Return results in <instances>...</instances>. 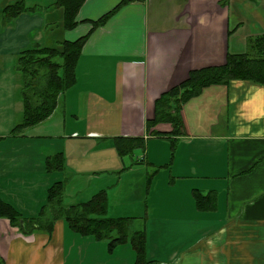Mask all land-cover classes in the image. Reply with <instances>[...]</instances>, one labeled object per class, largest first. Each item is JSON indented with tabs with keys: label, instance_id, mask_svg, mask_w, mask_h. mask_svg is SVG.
Listing matches in <instances>:
<instances>
[{
	"label": "crops",
	"instance_id": "obj_1",
	"mask_svg": "<svg viewBox=\"0 0 264 264\" xmlns=\"http://www.w3.org/2000/svg\"><path fill=\"white\" fill-rule=\"evenodd\" d=\"M24 1L30 10L8 25L0 20V200L29 219L55 182L66 181V205L120 187L121 201L108 199L107 216L131 218V230L144 232L150 264H264V87L234 81L203 89L183 105V134L172 142L167 124L145 129L155 100L189 72L223 65L264 35V0H143L96 29L91 22L121 0H86L70 30L61 28L57 0ZM87 34L76 83L51 117L11 135L23 111L20 52ZM118 137L143 138L142 158L114 167ZM56 153L65 166L48 172L46 158ZM0 260L134 264L135 253L129 245L109 252L105 241L75 234L63 220L50 235H24L0 218Z\"/></svg>",
	"mask_w": 264,
	"mask_h": 264
},
{
	"label": "trees",
	"instance_id": "obj_2",
	"mask_svg": "<svg viewBox=\"0 0 264 264\" xmlns=\"http://www.w3.org/2000/svg\"><path fill=\"white\" fill-rule=\"evenodd\" d=\"M86 0H57L55 6L62 9L61 28L73 29L76 15ZM143 0H121L120 3L98 20L92 21V29L104 25L120 7ZM24 0H2L0 20L8 25L24 11ZM91 32V31H90ZM90 34V33H89ZM89 34L75 41H61L54 46L35 45L20 52L15 69L22 77L19 96L23 111L21 121L16 124L11 135H20L24 129L34 127L51 117L57 108L60 97L76 83V64ZM234 81H247L264 87V35L250 40L242 54H228L225 63L220 66L204 67L189 72L186 80L162 94L154 102V116L145 123L147 131L158 124H167L171 131L167 139L171 142L183 134L181 109L190 99L201 94L202 90L214 85H229ZM151 134L162 136L156 131ZM166 137V136H164ZM113 143L119 156H125L136 149L144 148L141 137L114 138ZM65 166L62 153L46 158L45 169L48 172L61 171ZM66 181H58L47 190V199L35 218L24 219L10 204L0 200V218L24 235L42 231L52 233L57 220H63L66 226L82 237H92L96 241H105L107 250L112 252L116 246L127 243L135 253L134 264H150L146 255V239L143 231L130 228L131 218L108 217V195L101 190L89 199L74 204L64 203ZM210 195L201 196L207 200ZM198 201L199 199L196 198ZM0 264H4L0 260Z\"/></svg>",
	"mask_w": 264,
	"mask_h": 264
},
{
	"label": "rangeland",
	"instance_id": "obj_3",
	"mask_svg": "<svg viewBox=\"0 0 264 264\" xmlns=\"http://www.w3.org/2000/svg\"><path fill=\"white\" fill-rule=\"evenodd\" d=\"M10 1H13V0H10ZM30 2V1H29ZM28 2V3H29ZM2 4V0H0V5ZM60 32H61V30H58V35L60 34ZM55 35L57 36V32L55 31ZM8 72V71H7ZM19 121H21V118H20V120ZM61 124V123H60ZM36 127V126H35ZM32 128H34V127H30V128H27V129H24V132L26 131V132H28V133H30L31 132V130H32ZM112 145V147H111V150H112V152H113V157H111L112 158V165L114 166V167H116V166H118V165H120V161L119 160H124V162H128V163H132V161H133V163L134 162H136L137 160H139V159H141L142 157H141V154H142V149H134L133 150V152L132 153H130V154H127V155H125V156H119L118 155V153H117V150H116V148H115V145H114V143L112 142L111 143ZM168 144H169V141H168V143H166V146H167V149L168 150H170V147L168 146ZM137 154H140V156H138ZM118 155V156H117ZM110 157V154L108 153L107 154V157ZM139 158V159H138ZM133 159V160H132ZM145 169V168H144ZM136 170H138V169H136ZM148 171L150 172L151 170L150 169H148ZM137 172H140V171H136V172H134V173H137ZM113 174H115V173H113ZM116 177L115 176H113V177H111V183H112V186L114 185V183L116 182ZM86 181V180H85ZM91 184H94L93 182L91 183ZM66 188V187H65ZM119 189L117 190V191H113V192H111V190L108 192V199H109V202H111V204H117L119 201H121V198H120V187H118ZM88 190H86L85 192H87ZM66 195L67 196H70V195H73V191L71 190V189H69V188H67L66 189ZM122 197V202H127L124 198H123V195L121 196ZM67 199H69L68 197H67ZM67 203H72V202H69V201H65V204H67ZM140 225V222H138V226ZM123 245H128L127 243H125V244H123Z\"/></svg>",
	"mask_w": 264,
	"mask_h": 264
}]
</instances>
